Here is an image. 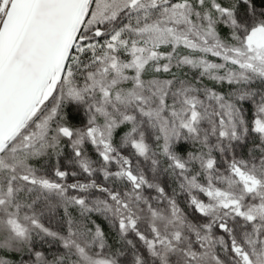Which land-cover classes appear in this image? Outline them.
Listing matches in <instances>:
<instances>
[{
    "label": "snow or ice",
    "instance_id": "snow-or-ice-1",
    "mask_svg": "<svg viewBox=\"0 0 264 264\" xmlns=\"http://www.w3.org/2000/svg\"><path fill=\"white\" fill-rule=\"evenodd\" d=\"M0 264H264V0H0Z\"/></svg>",
    "mask_w": 264,
    "mask_h": 264
},
{
    "label": "trees",
    "instance_id": "trees-1",
    "mask_svg": "<svg viewBox=\"0 0 264 264\" xmlns=\"http://www.w3.org/2000/svg\"><path fill=\"white\" fill-rule=\"evenodd\" d=\"M73 123L78 124V123H79V118H77L76 120H74ZM186 147H187V146H186ZM87 151H88L89 156L92 157V159H96V154H95L94 149H92V148L89 146L88 149H87ZM70 156H71L70 150L67 149V148H65V149H64V155H63V157H61V159H60V163H61V166H67V167L71 170L73 166H72L71 164H69V158H70ZM134 163H135V161H134ZM78 178L81 179V180L84 179L83 176L78 177ZM70 180H71V178H70ZM164 182H165V184H167V185H170V184H171V180H170V179H167V178H165V181H164ZM182 206H184L183 203H182ZM194 218H198V217H194ZM106 231H107V228H106ZM49 248H50V245H47V244L44 245V249H45V250H47V249H49Z\"/></svg>",
    "mask_w": 264,
    "mask_h": 264
}]
</instances>
